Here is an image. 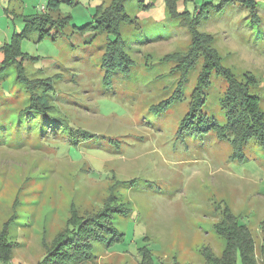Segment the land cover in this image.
I'll return each mask as SVG.
<instances>
[{
  "label": "rangeland",
  "instance_id": "374dc122",
  "mask_svg": "<svg viewBox=\"0 0 264 264\" xmlns=\"http://www.w3.org/2000/svg\"><path fill=\"white\" fill-rule=\"evenodd\" d=\"M111 1L66 4L61 9L70 16L66 34L21 41L29 55L19 58L27 75L59 74L47 119L21 113L25 93L14 66L0 80V135L6 127L10 134L0 136V264H39L70 226L93 219L101 233L103 223L115 228L116 242L109 245L112 235L94 240L86 261L69 264H212L204 255L211 250L222 262L227 240L217 226L233 219L245 223L255 262L264 264V144L251 139L238 160L216 129L178 132L203 60L186 77L185 99L159 108L185 78L178 56L194 50V23L185 8L194 12L195 5L224 0H127L131 22L122 23L121 33L136 64L129 74L115 72L106 84L102 56L114 36L78 29ZM258 1L260 23L236 0L205 16L199 28L234 77L255 78L249 92L264 112V0ZM48 3L0 0V48L22 31L24 16L56 18L57 8L49 11ZM4 57L0 49V63ZM227 86L214 71L203 107L221 126L227 122L222 106ZM19 113L17 129L10 123ZM69 126L92 137L71 141Z\"/></svg>",
  "mask_w": 264,
  "mask_h": 264
},
{
  "label": "trees",
  "instance_id": "16d2710c",
  "mask_svg": "<svg viewBox=\"0 0 264 264\" xmlns=\"http://www.w3.org/2000/svg\"><path fill=\"white\" fill-rule=\"evenodd\" d=\"M127 0H112L107 7L98 6L92 22L86 24L78 30L84 33L88 30L98 32H106L114 36V39H109L102 56L101 66L104 70V81L110 84L113 80V74L120 71L124 74H129L132 67L136 64L133 55L129 52L127 43L122 36V23L131 22V17L127 13L126 2ZM184 1V0H183ZM195 1V0H193ZM236 0H224L219 5L206 3L203 6L195 5V11L191 12L187 7L185 8L193 20L192 35L194 50L187 55L178 56V65L183 70V81L178 85L175 97L160 105L159 108H167L168 102L185 99L183 88L186 83V77L189 71L194 67L199 60H203L204 67L198 77V82L191 94L189 102V112L184 118L179 128V133L188 132L189 134H202L210 130L218 131L223 138H227L235 150V159L242 160L243 149L245 145L253 138L261 144H264V112L260 109L258 97L250 95V85H255V78L252 75L247 76L244 81L238 80L234 77L232 71L221 64V58L216 48L211 44L212 39L208 34L204 33L199 28L202 19L208 16L212 11L222 10L228 4L233 5ZM74 5L76 0H49L47 8L51 11L57 8L58 15L56 18H51L50 15L44 13H35L34 15L24 16V27L21 32H15L10 41L0 48L4 51V60L0 63V80L4 72L11 66L16 70V81L23 87L25 98L23 103L24 107L21 113H35L42 116L49 114L51 108L50 94L55 89L54 78L59 74L49 77L31 78L29 74L24 72L22 62L19 58H26L29 55L23 52L21 41L24 38H30L32 35H37V40H42L47 37L56 38L66 34L65 28L70 23V16L62 14V7L64 5ZM185 4V3H184ZM242 5L246 8L252 21L257 20L260 23L261 16L258 11V0H242ZM201 15V16H200ZM51 23V24H49ZM55 29V30H54ZM189 59V61H187ZM191 59V62H190ZM215 73L223 74L228 82L225 98L222 101V106L227 111V122L221 126L217 122H212L208 115L203 111L206 102L207 92L206 89L211 86V77ZM185 79V80H184ZM47 119V118H46ZM20 129V113L12 118L10 123ZM71 128L68 136L71 138L82 137L89 139L91 134H87L81 129L69 126ZM79 131V133H74ZM17 136L20 133H16ZM3 138L10 137L8 127L0 135ZM229 218V217H228ZM231 220V219H230ZM97 219L75 224L68 228L66 238L59 242L58 246L48 251L41 259L39 264H69V261L79 260L86 261L85 256L91 253L92 241H106L107 235H112L109 245L116 242L117 236H114L116 229L110 224H101L102 230H97ZM100 225V224H99ZM218 232L225 236L227 240V247L225 248L221 258L224 260L220 262L214 254L209 251L205 253L206 263L210 260H215L212 264H238V257L241 258L242 264H256L253 255V240L249 230L246 228L245 223L241 220L229 222L227 225H218ZM2 246L0 245V251ZM9 251L4 252L5 258L9 257ZM2 256V255H1Z\"/></svg>",
  "mask_w": 264,
  "mask_h": 264
},
{
  "label": "built area",
  "instance_id": "2783aa9c",
  "mask_svg": "<svg viewBox=\"0 0 264 264\" xmlns=\"http://www.w3.org/2000/svg\"><path fill=\"white\" fill-rule=\"evenodd\" d=\"M44 8H45V6L43 5V6H42V9H44Z\"/></svg>",
  "mask_w": 264,
  "mask_h": 264
},
{
  "label": "crops",
  "instance_id": "0c3cea01",
  "mask_svg": "<svg viewBox=\"0 0 264 264\" xmlns=\"http://www.w3.org/2000/svg\"><path fill=\"white\" fill-rule=\"evenodd\" d=\"M7 42V41H6Z\"/></svg>",
  "mask_w": 264,
  "mask_h": 264
}]
</instances>
